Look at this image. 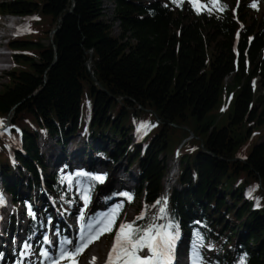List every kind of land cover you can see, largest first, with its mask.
<instances>
[{"label": "trees", "instance_id": "1", "mask_svg": "<svg viewBox=\"0 0 264 264\" xmlns=\"http://www.w3.org/2000/svg\"><path fill=\"white\" fill-rule=\"evenodd\" d=\"M110 1L109 23L103 0L0 2V15L23 25L8 41L12 66L0 89V119L11 118L0 136V180L11 204L23 208L29 246L36 249L54 218L43 191L66 213L79 201L76 186L87 181L96 206L84 224L98 208H118L115 190L91 179L88 161L96 158L109 165L125 159L135 169L140 187L119 202H136L132 223L153 226L163 206V156L179 149L180 190L170 188L161 217V226L178 232L174 247L184 238V253L197 259L198 251L210 264H264L263 10L253 0H198L200 7L191 0ZM42 132L63 147L75 135L97 143L82 147L89 171L77 175L64 163L63 175L48 174L37 144Z\"/></svg>", "mask_w": 264, "mask_h": 264}, {"label": "rangeland", "instance_id": "2", "mask_svg": "<svg viewBox=\"0 0 264 264\" xmlns=\"http://www.w3.org/2000/svg\"><path fill=\"white\" fill-rule=\"evenodd\" d=\"M1 1L2 0H0V2ZM145 1L147 3H152V2H155L156 0H145ZM253 1H254V4L259 5L260 9L263 10V12H264V0H253ZM235 3L237 5H238V3L243 5L244 0H235ZM112 17H113V4H112V2L110 0H103V20L107 21L109 23V22H111ZM7 21L9 22V25H7ZM20 22H21V19H19L17 17H11V16L3 17L2 21L0 22V35H2L4 33V28L6 26L10 27V31H7L5 37L0 39V52L4 55V58H3L4 61L2 60L0 62V89L4 85V83H6V81H7L5 78L4 72H7L12 66V63L10 60V52L11 51L8 49L9 46H8L7 41L17 37V36H15V31H16V33L20 31L19 27H18ZM21 24H20V26L22 27L23 25H21ZM112 35L113 36L119 35V27H118V23H116V22H112ZM44 43H46V42L44 41ZM255 82H257V80ZM224 83H225V85L230 83V77H227V79L225 80ZM8 120H11V118L8 117L7 119H0V122H2V125H0V127H1L0 133H2L4 131V129L8 126V122H7ZM45 135H46L45 132H42L39 135V138L37 140V144L40 147L39 152L43 155V157L46 161L45 162V168H46V171L48 174L57 173V174L63 175L65 173L66 169H65V166H63V163L61 162V160L63 159L62 153H66L68 156H70V157L67 156V158H71L72 161H68L69 159H66L65 164H68V162H71L70 168H71L73 173H75L77 175L83 173V175H84L89 170L93 169V171L96 175H104L105 176V180L103 183H101L100 187L105 186L107 188V190H109V191L111 189H114L116 192L115 195H117L120 192L119 191L120 188H131V187H138V186L140 187V181H139V179L135 173V169L133 167L128 168L126 166V160L125 159L117 160V162H115L114 164L109 165L107 162H104L102 159L96 158L93 161V163H90V162L88 163V164H90L89 170H86L83 166H81L80 162H79V159L82 156V153H81L82 149L81 148L84 147L85 145H87V146L88 145L89 146L98 145L97 143L94 144V142H92L91 139H86L84 141V139H82L78 135H75L69 140L72 142V144L75 147H72L71 144H68L65 148H62L61 145H59V144L57 145V142H56L57 138H52V140L46 141V137H44ZM262 139L260 141H262ZM132 141L134 142V138H132ZM82 142L84 143V145L82 144ZM251 144H252V139L248 142L247 148L250 147ZM17 145L20 146L19 144H17ZM110 146H111V143L109 141L104 144V148L110 147ZM48 151L56 153V155L58 157L57 162H54L52 160L50 161V155H49ZM168 153H171V154H165L163 156V159L165 161V165L167 167L166 174H165V177L163 179V184H164V181L168 178L169 170L171 169L170 165L172 164V162L176 166V164L174 162V157L172 155L174 152L172 153V150H169ZM244 153L246 154L247 150H245ZM126 169H127V172H130V179H128L129 175L126 174V172H125ZM176 178H177V173H176V176L173 177L171 189L173 186V187H176V189L180 190V188L177 187ZM12 180H14V178ZM22 184L23 183H19L18 186L21 187ZM88 186H89V183L87 181L76 186L75 191H76V193L79 194L80 198H79V201L77 203H70V205L68 207L69 212H68V214H66L65 219L62 218L61 216H59L61 214V212L59 215L55 213L54 218H52V221L49 220V222H47L42 227L41 236L40 237L38 236L37 240L39 241L38 242V248H41V250L45 249V251L49 254L48 258H46V259H49L50 257L54 256L55 250L61 251L60 247H58L56 249H51L49 246L45 247V245H47V243L50 239V236L57 234V237L60 238L61 242L65 241L67 239L66 241H70V243H66V241H65L62 245L64 247H67V249H72V248L78 246L82 242L81 241L82 235L86 236L88 234V225L89 224L95 225L99 219L108 216V214L104 213L105 212L103 210L104 208L101 207V208H98L99 210L97 211L98 217L96 219H94L92 222H88L85 225V224H83L84 220L81 221L79 219L81 212H83L84 216H85L87 211H89L91 208H94L96 206L94 197L90 198L89 203L87 204L86 208L84 206V199L82 197V193H84L87 190ZM27 191L28 190L26 188H23L22 190H19V193L22 197L27 198L28 197ZM31 195L34 196V197H32V201H34L35 197H37L35 191L31 192ZM43 196L45 197V195H43ZM125 198L126 197L124 195L123 196L118 195L114 199L113 205H118L117 207H119V209L121 210V215H120V218L118 219V222H117L116 231H118V226L120 224L132 223L133 218H134V213H135L137 203L135 202L132 205L128 204V205L123 207L120 204L119 199H125ZM9 201H10L9 196H6V206L7 207H9ZM47 201H48V198H47ZM125 201L127 202L129 200L125 199ZM48 203H49V201H48ZM37 207L40 208L41 205H38ZM0 208H2V206H0ZM53 208H54V210H56L55 207H53ZM22 209L23 208H20L16 213V215L19 216L18 219L20 220V222H19L20 232L18 233V236H21V235L24 236L25 235L24 234L25 233V226L27 224V220H26L25 216H23V214L21 213ZM53 222H54V224H57L56 225L57 228L53 227V225H54V224L52 225ZM158 222H159V219H158V221H156V223L153 225V227H156V224L158 225ZM167 226H170V225H165V227H167ZM15 227H16V222L14 223V233L16 231ZM2 228L4 229V224L3 225L1 224V226H0V234H1ZM82 228L85 230L84 232L81 231ZM168 231L171 232L170 227H168ZM60 232H61V237H59ZM63 234H65V236H66L65 239H62ZM6 237L9 239V241L11 243H13L14 235L8 236V233H7ZM45 237H47V242L45 241ZM114 237L115 236L109 237L107 235V233L102 235L94 243L90 244L78 257H76L78 264H82V261L85 258H87L88 256H91L92 260L95 257L96 258L95 259L96 264H107L108 254H109V252L113 246ZM57 244H58V242H57ZM185 244H186V240L184 238H182V240L179 243L177 250H176L177 256L180 257L182 259V261H184V262H181L180 264H185V261H186L185 255L183 252V248H184ZM95 246L99 249V251L91 253L90 250L93 249ZM12 250H13V256L14 257L17 255L19 256V253H18L19 246L18 245H16V248L13 247ZM33 251H34L33 254H35L36 249H34ZM145 252H146L145 253V255H146L147 250H145ZM2 253H4V251H2ZM8 253H9V251H8ZM44 253L45 252L43 251V256H44ZM143 255H144V253H143ZM0 258H1V254H0ZM175 258H176V256H175ZM194 259L195 258H193V260ZM3 260H2V262H3ZM200 261L202 262V264H210L206 258H203ZM3 263L8 264V262L6 263V261H4ZM189 263L195 264L194 262H189ZM9 264H13V261ZM62 264H70V262L65 260L62 262ZM186 264H187V262H186Z\"/></svg>", "mask_w": 264, "mask_h": 264}, {"label": "snow or ice", "instance_id": "3", "mask_svg": "<svg viewBox=\"0 0 264 264\" xmlns=\"http://www.w3.org/2000/svg\"><path fill=\"white\" fill-rule=\"evenodd\" d=\"M191 2L197 7H200L198 0H191ZM213 6L218 5V0H211ZM256 7L255 4L251 5ZM221 10H223L221 8ZM2 125V122H0ZM149 125L141 124L139 130L147 129ZM83 175V173H81ZM92 180L103 183L105 176L95 175L91 177ZM127 200H131L132 197L127 193L123 194ZM251 195V193H249ZM84 199V206L87 207L90 197L88 192L82 193ZM4 203L3 198L0 197V206ZM164 209L161 208V212ZM119 207L113 210L108 216L99 219L95 225H88V234L81 236V243L72 249H61L59 257L54 258L51 264H62L67 260L70 264H78L76 257H78L90 244L98 240L102 235L107 232H111L115 226ZM31 214V213H30ZM84 213L81 212L79 219L84 220ZM168 227L171 226H146L141 228L134 223L120 224L118 231L114 237L113 246L109 252L107 264H171V253L174 248L175 240L178 239V232L175 234L168 231ZM82 232L85 230L82 228ZM47 242V237H45ZM70 243V241H66ZM147 249L146 255H141ZM47 256V252L44 253ZM95 257L92 264H95ZM197 264H202L197 251ZM240 264H245L242 259Z\"/></svg>", "mask_w": 264, "mask_h": 264}, {"label": "bare ground", "instance_id": "4", "mask_svg": "<svg viewBox=\"0 0 264 264\" xmlns=\"http://www.w3.org/2000/svg\"><path fill=\"white\" fill-rule=\"evenodd\" d=\"M20 19V18H19ZM9 24V22H7ZM7 31H10V27L9 26H6L4 28V33L2 35H0V39H2L5 35H6V32ZM2 45V44H1ZM4 55L0 52V62L3 60L4 61ZM9 123V122H8ZM1 129V127H0ZM49 155H50V161H54V162H57L58 161V157L56 155L55 152H49ZM179 155L176 154L175 158H174V162L176 164V166L174 165V163L172 162V164L170 165L171 166V169L169 170V175H168V178L165 180L164 182V196H166L171 188V183L173 182L172 181V176L173 174H175L177 172V168H178V157ZM95 164V163H94ZM160 216V214L158 215ZM4 217V211H2V208H0V221L2 220V218ZM160 221V219H159ZM159 223V222H158ZM3 231L4 229L2 228L1 229V234H0V240L3 241V243H5V245L9 248V250H12L13 247L16 248V245L17 243L14 242V243H11L9 241L8 238L4 237L3 236ZM70 231V230H69ZM72 232V231H71ZM60 235V234H59ZM2 236V237H1ZM58 242V237H57V234L56 235H53V236H50V239L47 243V245H45V247L49 246L51 249H56L58 247H60V250L61 249H67V247H64V246H57ZM7 247H0V254L2 253V251H4V253L7 252ZM45 250V249H44ZM147 250V249H145ZM91 253H94V252H98L99 249L95 246L93 249L90 250ZM146 252H144V255H145ZM60 255V254H59ZM59 255L57 257H59ZM141 255H143V253H141ZM45 256V255H44ZM49 254L47 253V256H45L46 258H48ZM4 257V258H3ZM2 259L0 258V260H3L6 261V256H3ZM35 258H31V257H28L27 261H28V264H34L35 261H38L40 262L41 264L43 263V259H41L40 261L38 260L39 259V256H34ZM178 257V256H177ZM93 260H92V257L91 256H88L87 258H85L83 261H82V264H92ZM181 262H184L182 261V259L180 257L176 258V260L174 262H172L171 264H180ZM96 264V263H95ZM185 264H186V261H185Z\"/></svg>", "mask_w": 264, "mask_h": 264}, {"label": "water", "instance_id": "5", "mask_svg": "<svg viewBox=\"0 0 264 264\" xmlns=\"http://www.w3.org/2000/svg\"><path fill=\"white\" fill-rule=\"evenodd\" d=\"M55 32V30L54 31H52V34ZM90 63H91V58H89V61L86 63V65H87V70L88 71H90ZM92 74V73H91Z\"/></svg>", "mask_w": 264, "mask_h": 264}]
</instances>
